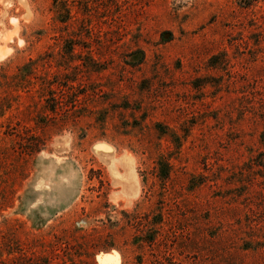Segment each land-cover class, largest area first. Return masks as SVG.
I'll list each match as a JSON object with an SVG mask.
<instances>
[{"label": "rangeland", "instance_id": "obj_1", "mask_svg": "<svg viewBox=\"0 0 264 264\" xmlns=\"http://www.w3.org/2000/svg\"><path fill=\"white\" fill-rule=\"evenodd\" d=\"M0 56V264H264V0H0Z\"/></svg>", "mask_w": 264, "mask_h": 264}, {"label": "bare ground", "instance_id": "obj_2", "mask_svg": "<svg viewBox=\"0 0 264 264\" xmlns=\"http://www.w3.org/2000/svg\"><path fill=\"white\" fill-rule=\"evenodd\" d=\"M1 57V56H0ZM2 58V57H1ZM60 143V141H58L57 145ZM56 145L57 150H61L58 148V146ZM94 152L96 157L98 158V160L103 163L110 171V175L112 178V183L114 185L120 186L123 194L125 195V197H134L137 195L138 193V182L136 181L135 178V174L131 175L129 172L126 170V168H124V173L123 175H118V173H116L114 171L115 167H114V162L115 160L113 159L114 157L112 156V152L111 149L108 145L106 144H98L95 146L94 148ZM127 158V157H126ZM133 173V171L131 172Z\"/></svg>", "mask_w": 264, "mask_h": 264}, {"label": "trees", "instance_id": "obj_3", "mask_svg": "<svg viewBox=\"0 0 264 264\" xmlns=\"http://www.w3.org/2000/svg\"><path fill=\"white\" fill-rule=\"evenodd\" d=\"M51 114H54L55 111L54 109H50ZM163 127H161L160 125L157 126V132H158V136L159 137H167L169 138V141L172 144H175V140H178V138H176L174 135H171V133H169V131L164 132L163 129H161ZM167 130V129H166ZM4 135H6L5 133H3ZM43 145L42 141H38V139H36L35 137H32V139H30V144L27 147V154H31V153H36L39 149L40 146ZM178 146H176L175 148H177ZM155 166H156V177L158 180L160 181H165L168 179L169 177V173H170V165L168 162L167 158H164L162 156H158L156 161H155ZM146 242V241H145ZM146 243H150L146 242Z\"/></svg>", "mask_w": 264, "mask_h": 264}, {"label": "water", "instance_id": "obj_4", "mask_svg": "<svg viewBox=\"0 0 264 264\" xmlns=\"http://www.w3.org/2000/svg\"><path fill=\"white\" fill-rule=\"evenodd\" d=\"M100 262L102 264H115L116 257H113L111 255H104L100 258Z\"/></svg>", "mask_w": 264, "mask_h": 264}]
</instances>
